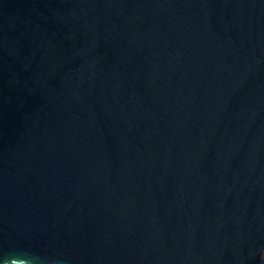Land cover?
I'll list each match as a JSON object with an SVG mask.
<instances>
[{"label": "water", "instance_id": "water-1", "mask_svg": "<svg viewBox=\"0 0 264 264\" xmlns=\"http://www.w3.org/2000/svg\"><path fill=\"white\" fill-rule=\"evenodd\" d=\"M0 264H264V0H0Z\"/></svg>", "mask_w": 264, "mask_h": 264}]
</instances>
